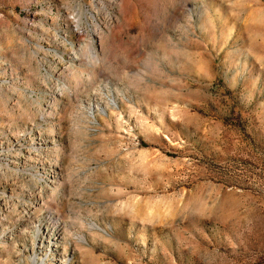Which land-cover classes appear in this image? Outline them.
<instances>
[{"label":"rangeland","instance_id":"rangeland-1","mask_svg":"<svg viewBox=\"0 0 264 264\" xmlns=\"http://www.w3.org/2000/svg\"><path fill=\"white\" fill-rule=\"evenodd\" d=\"M0 264H264V0H0Z\"/></svg>","mask_w":264,"mask_h":264}]
</instances>
